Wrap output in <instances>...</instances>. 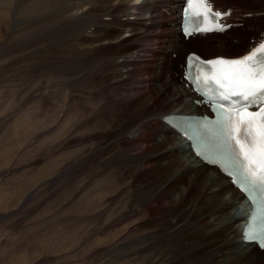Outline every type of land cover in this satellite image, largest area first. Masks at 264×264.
I'll return each instance as SVG.
<instances>
[{
    "label": "bare ground",
    "instance_id": "6f19581e",
    "mask_svg": "<svg viewBox=\"0 0 264 264\" xmlns=\"http://www.w3.org/2000/svg\"><path fill=\"white\" fill-rule=\"evenodd\" d=\"M243 1L211 0L216 11L230 13L223 18V23L229 27L220 34H193L187 40H184L178 32V23L174 15L177 0H1L0 2L4 6L14 3L13 12L17 23H14L11 32L10 27H7L9 36L34 30V33L31 32L32 34L23 38V41L20 40L22 43L38 45L49 37L45 36L46 32L51 34L49 31L60 30L63 35L61 32H59L61 37H58V34L57 37L53 35L52 42L56 45L63 39L68 40L67 43L69 40L73 41L74 48L72 47L69 52L68 49L66 50L71 59L75 57L88 61L95 55L100 57L102 52L104 55L108 53L102 50L111 48L110 46L118 48L119 51H115L114 55L116 57L100 64L99 67L104 71L89 69L85 72L87 71V76L94 75L99 81L100 76L105 77L102 78L104 86L99 95L102 98L99 99L100 105L112 108L111 111H120L131 116L127 127L120 129V133L113 138L110 147L119 146L118 159L115 161L119 174L121 178L128 177L132 181L131 186L134 189L133 194L129 195L128 205L133 207L132 213L142 215L146 222L145 235L136 238L135 245H129V242L125 244L128 247L141 246L139 251L149 256L145 260L146 264H264V250L260 251L253 245H245L242 240L241 225L247 213L244 197L218 168L205 165L196 159L189 151V144L163 123L166 116L173 114L211 115L209 107L180 78L182 71L178 70L175 61L171 59L172 55H178L174 60L183 56V66L186 57L190 54L200 55L204 59L215 57L235 59L246 55L264 42V0H249L257 4L253 8L245 6ZM36 5L38 7L43 5L51 12H44L45 8L35 10ZM161 5L171 13L170 16L161 13ZM72 11H80V13L72 14ZM245 15L251 16L247 18ZM120 16L122 19H119ZM248 21L252 23L243 28V23ZM156 27L160 30L159 33L154 30L157 33L156 38H164L162 41L164 46L152 50L148 48L147 52L151 53L150 55L144 53L138 55L146 50L142 51L136 42L144 35L147 36L150 30L153 32ZM242 28L243 30H240ZM1 30L3 29L0 26V42L3 41L2 38L8 39L6 33ZM134 31L136 32L131 34L129 39H123V34ZM224 36L232 37L226 40L223 39ZM133 38L137 40L132 42ZM208 38L211 40H206ZM48 39L50 40V37ZM142 42L145 44V41ZM126 43H130L129 50L132 49L130 52L119 49ZM231 43H236V48L226 50ZM37 53L41 54V52ZM56 53L58 55L57 50ZM111 53L113 54L112 51L110 55ZM150 56L156 60L152 58L149 60ZM65 59L63 61H66ZM94 59L97 61V58H93L92 62L95 61ZM117 59L120 61H116ZM141 60L154 63L153 66L147 63L151 68L149 70L146 68L149 71L147 78H143L140 82L139 79L136 80L140 86L135 89L139 87L142 89L144 83L147 84V90L127 103L116 105L113 101L110 104L108 91L116 95L120 87L129 86L128 83L134 78L132 72L134 70L137 72L138 68L128 70V67L138 66ZM118 68H123L126 73L122 75L118 72ZM195 101L199 103L198 106L193 104ZM138 143L145 144L146 149L134 156L130 155L133 152L132 148ZM115 168L114 173L117 169ZM141 168L145 169L141 170ZM127 187L123 190H127ZM100 190L102 191L101 188ZM95 200L98 203L102 201V194ZM133 249L136 250L135 247Z\"/></svg>",
    "mask_w": 264,
    "mask_h": 264
},
{
    "label": "rangeland",
    "instance_id": "374dc122",
    "mask_svg": "<svg viewBox=\"0 0 264 264\" xmlns=\"http://www.w3.org/2000/svg\"><path fill=\"white\" fill-rule=\"evenodd\" d=\"M242 3L248 8L257 6L249 0ZM0 6L1 31L8 36L0 42V264H146L149 256L139 251L141 246L125 244L135 245L138 237L145 235L146 222L142 215L132 213L133 207L128 205L134 189L132 181L119 174L115 162L119 146L110 147L120 129L127 127L131 116L100 105L105 77L100 76L99 81L94 75H86L89 69L104 71L100 64L116 57L118 48L110 46L102 50L108 53L102 52L100 57L95 55L88 61L71 59L67 52L74 48L73 41L67 43L63 39L56 45L52 42L53 35H63L60 30L46 32L50 40L46 37L38 45L22 43L20 40L34 30L9 36L7 27L11 32L17 23L14 3ZM36 6L35 10L45 8ZM43 11L51 12L48 8ZM77 13L80 11H72ZM249 23L252 22L243 23L242 27ZM157 28L136 42L142 51L146 50L138 55H150L148 48L164 46V38H156L160 31ZM135 32H126L122 37L129 39ZM235 44H229L226 50H234ZM129 45L126 43L119 49L130 52ZM176 56L172 55L171 59L182 71L183 56L174 60ZM93 58L97 61L92 62ZM151 58L156 60L151 56L148 59ZM149 60L128 67V70L138 68L137 72H132L134 78L130 85L120 87L116 95L108 91L110 104L127 103L147 90L144 83L142 89L135 87L140 86L137 79L140 82L147 78V70L154 64ZM118 69L122 75L126 73L123 68ZM133 148L132 156L144 151L146 146L138 143ZM126 187L128 191L123 190ZM100 194L103 200L98 203L95 199Z\"/></svg>",
    "mask_w": 264,
    "mask_h": 264
},
{
    "label": "snow or ice",
    "instance_id": "6c2138e0",
    "mask_svg": "<svg viewBox=\"0 0 264 264\" xmlns=\"http://www.w3.org/2000/svg\"><path fill=\"white\" fill-rule=\"evenodd\" d=\"M187 4L202 6L205 19L214 24L219 18L217 30L229 27L223 18L230 13L216 11L211 0H187ZM187 11L186 8V16ZM184 31L186 36L191 34L187 26ZM195 59L211 67L198 68L201 76H193L191 69L197 66L189 56L186 79L216 115L212 121L205 117L197 122L196 155L231 177L253 206L259 202V215L254 207L243 235L246 241L264 249V106L258 111L249 110L264 105V42L235 59Z\"/></svg>",
    "mask_w": 264,
    "mask_h": 264
}]
</instances>
